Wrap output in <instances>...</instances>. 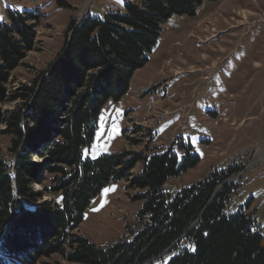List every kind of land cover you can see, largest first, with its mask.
I'll use <instances>...</instances> for the list:
<instances>
[{"label":"trees","instance_id":"obj_1","mask_svg":"<svg viewBox=\"0 0 264 264\" xmlns=\"http://www.w3.org/2000/svg\"><path fill=\"white\" fill-rule=\"evenodd\" d=\"M205 1L216 0H125L123 12L86 15L71 24L72 36L49 67L14 90L12 74L36 47L41 14L7 10L0 21V134L11 139L15 184L0 154V264H38L54 255L65 260L56 264H264L252 200L228 210L239 188L226 181L234 168L214 169L171 194L168 181L200 162L190 149L181 160L172 146L151 154L83 155L101 108L129 92L163 24L174 15L195 17ZM10 100L18 102L6 109ZM139 162L141 171L132 173ZM123 179L141 190L135 196L142 201L140 227L104 246L76 233L92 199ZM46 194L53 199L41 202Z\"/></svg>","mask_w":264,"mask_h":264},{"label":"rangeland","instance_id":"obj_2","mask_svg":"<svg viewBox=\"0 0 264 264\" xmlns=\"http://www.w3.org/2000/svg\"><path fill=\"white\" fill-rule=\"evenodd\" d=\"M124 1L0 0V21L6 20L8 9H37L41 14L36 47L13 72L10 89L30 85L49 67L72 36L73 22L89 14L123 12ZM17 102L10 100L5 108ZM10 144V136L0 134V154L12 162ZM171 146L180 160L188 149L201 159L168 181L169 193L204 180L214 169L232 167L226 181L239 188L228 210L237 212L252 200L250 211L264 235V0L205 1L195 17L174 15L166 21L147 64L134 74L132 90L101 108L94 141L83 155L151 154ZM40 161L44 178L46 160ZM142 165L132 173H139ZM34 187L44 191L39 182ZM140 192L127 179L108 183L92 199L75 232L98 246L128 237L140 227L142 201L135 198ZM53 197L46 194L41 202ZM64 262L54 255L38 264Z\"/></svg>","mask_w":264,"mask_h":264},{"label":"bare ground","instance_id":"obj_3","mask_svg":"<svg viewBox=\"0 0 264 264\" xmlns=\"http://www.w3.org/2000/svg\"><path fill=\"white\" fill-rule=\"evenodd\" d=\"M84 17V16H83ZM82 17V18H83ZM7 163L9 164V161L7 160ZM14 168V164L12 165V172H10V177H11V179H12V181H13V183L15 184V173H14V170L15 169H13Z\"/></svg>","mask_w":264,"mask_h":264},{"label":"built area","instance_id":"obj_4","mask_svg":"<svg viewBox=\"0 0 264 264\" xmlns=\"http://www.w3.org/2000/svg\"><path fill=\"white\" fill-rule=\"evenodd\" d=\"M15 164V160H12V162L9 160V172H12V165Z\"/></svg>","mask_w":264,"mask_h":264},{"label":"crops","instance_id":"obj_5","mask_svg":"<svg viewBox=\"0 0 264 264\" xmlns=\"http://www.w3.org/2000/svg\"><path fill=\"white\" fill-rule=\"evenodd\" d=\"M203 4H204V3H203ZM203 4H202V5H203ZM130 84H131V85H130V91H131V90H132V88H133V84H134V76L132 77V81H131V83H130ZM130 91H129V92H130Z\"/></svg>","mask_w":264,"mask_h":264},{"label":"snow or ice","instance_id":"obj_6","mask_svg":"<svg viewBox=\"0 0 264 264\" xmlns=\"http://www.w3.org/2000/svg\"><path fill=\"white\" fill-rule=\"evenodd\" d=\"M193 250H195V249H193Z\"/></svg>","mask_w":264,"mask_h":264}]
</instances>
